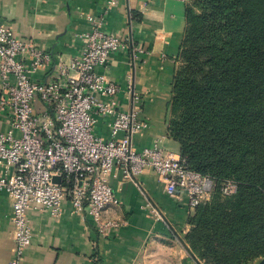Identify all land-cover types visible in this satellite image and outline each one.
<instances>
[{
	"label": "built area",
	"instance_id": "1",
	"mask_svg": "<svg viewBox=\"0 0 264 264\" xmlns=\"http://www.w3.org/2000/svg\"><path fill=\"white\" fill-rule=\"evenodd\" d=\"M117 1L110 0L107 8ZM105 16L103 10L87 17L91 30L80 36L79 54L66 61L0 22V120L8 125L0 134V192H6L12 204L17 247L8 264H24L33 239L28 216L32 209L60 217L68 201L74 212L84 211L93 220L101 236L119 230L124 222L111 218L120 206L112 179L141 187V175L151 171L168 195L185 193L191 211L211 200L217 187L209 177L190 170L163 141L143 150L135 146V137L148 127L144 97L131 80L124 90L106 72L112 54L129 51L137 62L147 51L128 37L108 33ZM121 93L129 100L127 111ZM100 119H108L109 139L96 132ZM221 191L232 196L237 184L228 180ZM146 202L151 215L165 220L153 201Z\"/></svg>",
	"mask_w": 264,
	"mask_h": 264
},
{
	"label": "crops",
	"instance_id": "2",
	"mask_svg": "<svg viewBox=\"0 0 264 264\" xmlns=\"http://www.w3.org/2000/svg\"><path fill=\"white\" fill-rule=\"evenodd\" d=\"M0 0V22H6L21 38L32 39L58 60H69L82 48L80 38L90 32L89 15L106 11L105 30L128 37L134 45L147 51L137 62L129 51L112 54L109 78L127 89L129 80L134 90L144 97L143 116L148 127L135 137L138 150L151 147L157 140L179 154V144L168 136L169 103L172 98L178 56L187 26V1L118 0ZM1 85V83H0ZM122 109L130 108L125 93L119 95ZM108 119H100L98 135L110 138ZM8 125L0 120V134ZM141 187L131 182L112 179L120 206L112 219L124 225L109 236L97 231L93 220L83 212H74L68 201L63 214L55 217L48 211L30 210L33 231L31 246L25 251L24 264H153L158 249L171 254H189L180 239L191 229L194 213L183 192L170 196L155 173L146 171L140 177ZM146 198L153 201L165 220H157L145 208ZM12 204L6 192H0V264L16 256L12 237ZM179 247H178V246ZM191 259L195 261V259ZM199 264V263H197Z\"/></svg>",
	"mask_w": 264,
	"mask_h": 264
},
{
	"label": "trees",
	"instance_id": "3",
	"mask_svg": "<svg viewBox=\"0 0 264 264\" xmlns=\"http://www.w3.org/2000/svg\"><path fill=\"white\" fill-rule=\"evenodd\" d=\"M186 21L167 134L217 187L185 247L199 264H252L264 257V0H187Z\"/></svg>",
	"mask_w": 264,
	"mask_h": 264
},
{
	"label": "rangeland",
	"instance_id": "4",
	"mask_svg": "<svg viewBox=\"0 0 264 264\" xmlns=\"http://www.w3.org/2000/svg\"><path fill=\"white\" fill-rule=\"evenodd\" d=\"M185 238H186L185 235H183V237L180 239L181 245L182 244L186 245ZM178 250L179 252L173 251L170 254L169 251L163 252L158 249L157 251H154V253L150 255V257H152L153 264H197L191 259V253L189 251H188L189 254L187 255L183 251H181L180 247L178 248ZM261 259L256 260L252 264H259ZM200 263L204 264L203 261H201Z\"/></svg>",
	"mask_w": 264,
	"mask_h": 264
},
{
	"label": "water",
	"instance_id": "5",
	"mask_svg": "<svg viewBox=\"0 0 264 264\" xmlns=\"http://www.w3.org/2000/svg\"><path fill=\"white\" fill-rule=\"evenodd\" d=\"M57 182H60V178H55ZM259 264H264V257L260 260Z\"/></svg>",
	"mask_w": 264,
	"mask_h": 264
}]
</instances>
